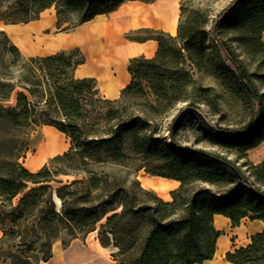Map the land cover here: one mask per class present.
Here are the masks:
<instances>
[{
    "label": "trees",
    "instance_id": "1",
    "mask_svg": "<svg viewBox=\"0 0 264 264\" xmlns=\"http://www.w3.org/2000/svg\"><path fill=\"white\" fill-rule=\"evenodd\" d=\"M125 1L93 11L106 0H16L0 18L28 24L55 7L58 28L65 13L82 25ZM209 19L207 10L181 8L176 37L147 31L158 51L129 61L131 82L115 100L99 98L95 79L75 77L85 63L78 48L26 61L0 31V264L47 263L61 235L67 248L95 232L116 264H204L222 235L216 216L233 227L264 223V161L248 159L264 143V0H232L211 31ZM192 70L213 83L199 84ZM186 120L187 146L176 138ZM39 125L66 135L71 148L33 173L20 162L22 134ZM129 156L180 183L171 201L106 169ZM226 260L264 264V231Z\"/></svg>",
    "mask_w": 264,
    "mask_h": 264
},
{
    "label": "crops",
    "instance_id": "2",
    "mask_svg": "<svg viewBox=\"0 0 264 264\" xmlns=\"http://www.w3.org/2000/svg\"><path fill=\"white\" fill-rule=\"evenodd\" d=\"M179 2L180 0H153L151 2L126 0L114 11L97 15L91 21L77 26L71 33H61L58 36L59 38L71 39L73 35H79L84 41L87 37L90 49L81 41L68 46H59L55 53L73 48L81 49L85 55V63L76 70V78L95 79L104 98L118 99L122 90L131 82V75L128 72L129 61L138 57L152 58L158 51V42L154 39L129 40L127 35L147 31H161L172 36L175 35L181 16ZM37 29L49 30L42 24H38ZM250 153L253 163L259 164L264 161V143L251 150ZM45 162L46 160L41 161V157L37 158L38 166L36 165L30 171L33 173L38 171ZM163 180L165 182H159V186L155 185L153 189L155 188L161 194L164 193L163 195L159 194V197L169 202L171 201V193L180 186V183L170 179ZM148 188L152 189L151 187ZM215 227L221 233L224 232L225 235H221L217 242L214 258L204 264H231L226 260L227 253L246 247L250 244L252 236L264 231L262 221L244 219L239 227H233L229 218L220 215L215 217ZM241 235L249 236L245 244L236 246L230 242L232 237ZM80 241L81 243L84 242ZM69 247L64 248V251ZM111 249L103 247L96 236L94 245L90 250L87 249L88 253L81 251L84 255L83 261L88 256L92 259L91 264H108L106 256L110 255ZM62 255L57 261L51 258L48 262L60 264ZM113 264L116 263L113 261Z\"/></svg>",
    "mask_w": 264,
    "mask_h": 264
},
{
    "label": "rangeland",
    "instance_id": "3",
    "mask_svg": "<svg viewBox=\"0 0 264 264\" xmlns=\"http://www.w3.org/2000/svg\"><path fill=\"white\" fill-rule=\"evenodd\" d=\"M16 0H0V14H3L4 17H6V13L11 11L12 9L10 6L15 2ZM119 0H106V2L103 5L97 4L93 6V11L99 10L101 7H109L114 4H117ZM143 2H151L153 0H141ZM232 0H180L179 5L180 9H185L189 7H194L202 10H207L210 14V23L207 25L206 30L211 31L213 27V22L215 21L218 14L226 8ZM56 8L51 7L50 9L44 11L40 14L39 18L37 20H34L32 22L26 23H15V24H7L5 23L2 18H0V31H5L8 36L10 37L11 41L19 47L21 50L24 59L27 61L32 57H47L50 55L56 54V49L59 46H68L72 43H78L83 41V43L88 46L89 40L85 38V41L82 37L79 35H73V38L71 39H64L63 37H58L61 33H71L74 31V29L80 25V19L81 15L74 14V13H65L62 17V22L60 27L58 28L57 25V18H56ZM42 24L45 25L47 28H49L48 31H41L37 29V25ZM149 33L147 32H135L133 34L127 35V38L129 40H144L147 37H149ZM174 37L177 36V33L173 35ZM88 49L91 47L88 46ZM76 48L67 50V52H71ZM79 49V48H78ZM91 51V50H90ZM78 58L80 56L85 57L83 51L79 49ZM186 68L190 69L191 67L186 64ZM194 80L198 82L199 84H202L204 86H208L213 83L212 79L205 77L201 73L196 72L195 70H192ZM17 76L22 74L21 70H17L16 72ZM76 77V76H75ZM97 88L99 89L98 84H96ZM102 95H99V98L102 99ZM150 101H153L154 98L152 96H149ZM144 99H138V98H130L125 101L126 104H131L133 102H143ZM176 113L175 110L170 112L167 116L164 118V125L167 126L172 118L174 117V114ZM213 122H215L216 119L211 118ZM51 126H45V125H39V126H33L31 128H27L23 131L22 138L27 142V152L25 153V158H22L20 162L23 164L24 167H27L28 170L33 169L37 163V158L41 157V161H45V165H48L51 163L52 159L55 158L58 155H64L67 153L71 148V141L70 139L64 135L63 133L59 132L56 128ZM165 137H168V133L165 132ZM176 138L179 143L182 145L187 146V144H191L193 138L191 137L190 133L187 131V120L181 127V129L177 132ZM51 141V142H50ZM58 142V143H57ZM54 147V148H53ZM47 148V149H46ZM259 152V151H258ZM260 155V153H258ZM251 153H248V159L251 163L253 161L251 160ZM234 158V157H233ZM40 162V161H39ZM26 164V165H25ZM144 163L142 159H137L135 157L129 156L124 162L118 164V165H109L106 167L109 171H114L120 173L122 176L127 178L129 181H138L142 188L148 191L153 192L155 195L159 196V193L155 188L153 189V186H159V182H165V178L152 176L150 174H147L144 169H139L140 166H142ZM255 164V163H253ZM38 166V165H37ZM41 167V168H42ZM40 168V169H41ZM39 169V170H40ZM38 170V171H39ZM37 172V171H36ZM34 172V173H36ZM59 179H62L64 181V184L67 183L68 180H71L69 177L61 176ZM60 185H55V187H59ZM148 187H151L152 189H149ZM163 192V191H162ZM162 193L161 195H163ZM166 194V193H165ZM167 195V194H166ZM55 200L59 206V200L55 197ZM247 221H250L247 219ZM241 225V224H240ZM239 227V226H238ZM90 234L87 236L86 240L81 243L79 239L72 241L70 243V247L64 251V247L62 245L63 241H68L69 238L63 234L59 239H57L53 245L52 248V260H58L59 257L62 254H67L70 250L71 252H75L76 250L82 251L83 253H88V250L91 249V247L95 243L96 235ZM222 235H225L224 232H222ZM2 236V233H0V237ZM230 236V235H229ZM247 236H238V237H232L231 243L236 246H241L246 243V239H248ZM88 249V250H87ZM64 251V253H63ZM110 257L113 252V249L110 251ZM108 255L106 256V260H108V264H113L112 257L110 258ZM92 259H90L88 256L86 257V260L83 261L81 264H91ZM41 264H44L42 262ZM46 264H50L47 262Z\"/></svg>",
    "mask_w": 264,
    "mask_h": 264
},
{
    "label": "bare ground",
    "instance_id": "4",
    "mask_svg": "<svg viewBox=\"0 0 264 264\" xmlns=\"http://www.w3.org/2000/svg\"><path fill=\"white\" fill-rule=\"evenodd\" d=\"M71 251L72 250H70L67 254L62 255V260H61L60 264H81L83 262V258H84L83 256L84 255L81 251H79V250H76L75 252L74 251L71 252ZM44 264H46V263H44Z\"/></svg>",
    "mask_w": 264,
    "mask_h": 264
}]
</instances>
